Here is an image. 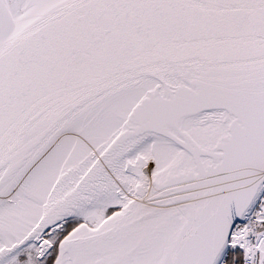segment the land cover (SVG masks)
<instances>
[{"label":"snow or ice","instance_id":"1","mask_svg":"<svg viewBox=\"0 0 264 264\" xmlns=\"http://www.w3.org/2000/svg\"><path fill=\"white\" fill-rule=\"evenodd\" d=\"M0 264H264V0H0Z\"/></svg>","mask_w":264,"mask_h":264}]
</instances>
